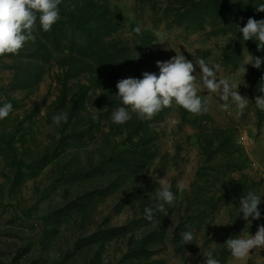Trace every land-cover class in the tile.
<instances>
[{
    "label": "rangeland",
    "instance_id": "obj_1",
    "mask_svg": "<svg viewBox=\"0 0 264 264\" xmlns=\"http://www.w3.org/2000/svg\"><path fill=\"white\" fill-rule=\"evenodd\" d=\"M205 1L61 0L50 31L37 23L34 42L0 58V106L13 105L0 120V264H205L207 251L220 264H264V248L236 261L224 244L264 225V111L255 106L264 64L241 71L244 56L264 51L239 32L249 17L264 19V0H225V9L214 0L201 12ZM176 52L197 65L208 113L173 104L152 120L113 123L117 82L158 75L156 62ZM200 59L219 65L217 79L246 82L243 114L201 86ZM75 98L82 110L71 118ZM58 113L68 119L57 127ZM161 178L176 200L148 221ZM249 191L261 196L251 222L239 206ZM188 230L195 239L183 245Z\"/></svg>",
    "mask_w": 264,
    "mask_h": 264
},
{
    "label": "clouds",
    "instance_id": "obj_2",
    "mask_svg": "<svg viewBox=\"0 0 264 264\" xmlns=\"http://www.w3.org/2000/svg\"><path fill=\"white\" fill-rule=\"evenodd\" d=\"M61 0H0V58L17 55L24 48L27 42L36 40L37 23L40 29L48 32L61 19L59 5ZM256 11L264 12V4L256 7ZM136 34H141L142 28L138 25L134 28ZM244 41L254 40L258 51H264V19L256 20L249 17L243 27H239ZM264 64V57H257L249 53L244 56L241 71L245 74L246 65L260 69ZM201 74V86L209 93H219L223 102L221 107L224 110L230 108L232 104L236 106L237 114H243L249 105V99L241 95L239 86L248 85L243 80L240 83H231L227 78L217 79L215 69L219 65L209 67L203 59L198 61ZM159 74L144 72L142 78H124L117 82L121 105L111 116L113 123L124 124L135 114L142 121L152 120L159 112L165 108L172 107L173 104L183 108L194 116L207 114L209 111L208 102L200 95V87L197 81V65L192 60L187 59L183 54L177 53L167 61H157ZM258 91L264 94V76L261 77V84ZM255 106L264 111V95L255 97ZM97 108H92L91 119L98 120ZM13 111V105L4 103L0 106V120H4ZM67 113H58L52 117L55 126H60L62 122H67ZM160 187L155 195L158 203L154 207L144 209V217L148 221H153L157 212L168 216L165 205L172 206L176 200V194L171 190V184L164 178L158 181ZM178 191H183L184 185L177 183ZM261 196L254 191H249L240 197V214L243 219L249 221L259 220L261 212L259 205ZM239 214V215H240ZM190 228V226H189ZM183 245L193 243L195 239L192 230L181 233ZM224 244L229 249L231 256L236 261L246 260L253 249L264 248V225L257 228L255 235L229 237ZM205 264H220L214 258L213 251L205 253Z\"/></svg>",
    "mask_w": 264,
    "mask_h": 264
},
{
    "label": "trees",
    "instance_id": "obj_3",
    "mask_svg": "<svg viewBox=\"0 0 264 264\" xmlns=\"http://www.w3.org/2000/svg\"><path fill=\"white\" fill-rule=\"evenodd\" d=\"M225 0H218V8H220V9H225V2H224ZM211 2H214V0H206L205 2H204V4H205V7H203V9H202V11L201 12H205V10H209L210 8H211ZM193 8H195V10H196V7L193 5ZM195 10H190L191 12H193V11H195ZM195 17V16H194ZM195 18H199V17H195ZM87 42H90V39H89V41H87ZM82 110V105H81V99H76L75 98V100H74V102H73V105H72V109H71V118H72V116L75 114V113H78V112H80ZM70 118V119H71ZM18 168H19V170L20 169H22V167L23 166H25L24 165V163H22V162H20L18 165Z\"/></svg>",
    "mask_w": 264,
    "mask_h": 264
},
{
    "label": "built area",
    "instance_id": "obj_4",
    "mask_svg": "<svg viewBox=\"0 0 264 264\" xmlns=\"http://www.w3.org/2000/svg\"><path fill=\"white\" fill-rule=\"evenodd\" d=\"M260 76H261V77L264 76V72H263ZM261 77H260V78H261Z\"/></svg>",
    "mask_w": 264,
    "mask_h": 264
}]
</instances>
